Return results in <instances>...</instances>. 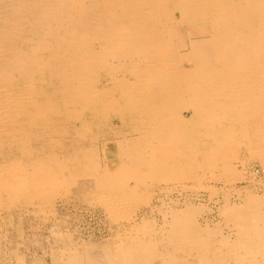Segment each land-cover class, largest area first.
Wrapping results in <instances>:
<instances>
[{"label": "bare ground", "instance_id": "bare-ground-1", "mask_svg": "<svg viewBox=\"0 0 264 264\" xmlns=\"http://www.w3.org/2000/svg\"><path fill=\"white\" fill-rule=\"evenodd\" d=\"M2 4L0 83L8 89L17 74L27 89L19 113L11 110L15 102L10 94L1 92L7 117L1 121L0 139L31 164L15 159L0 166V198L46 203L72 189V180L63 184L58 179L57 170L64 171V165L55 154L42 155L29 146L33 138L28 129L48 120L53 124L41 127L54 134L52 139L39 134L35 139L50 140L52 151L71 143L92 145L101 139L95 131L115 120L114 161L99 171L92 148H78L71 157L72 178L85 168L83 178L93 181V194L100 197L96 207L112 223L124 217L131 221L132 214L123 215L105 193L148 204V190L161 184L200 183L207 175L216 184H230L238 179L233 164L241 150L264 167V0ZM24 44L31 51L23 52ZM42 80L49 89L37 86ZM58 120L75 126L69 130L71 125L67 129ZM241 203L226 208L237 236L224 240L226 247L237 250L235 264H264V196L249 194ZM198 210L192 204L180 212L165 210L159 237L147 239L155 229L143 221L112 243L91 247L99 253L73 254L63 264H189L181 256L182 244L217 235V230L199 228Z\"/></svg>", "mask_w": 264, "mask_h": 264}, {"label": "rangeland", "instance_id": "rangeland-1", "mask_svg": "<svg viewBox=\"0 0 264 264\" xmlns=\"http://www.w3.org/2000/svg\"><path fill=\"white\" fill-rule=\"evenodd\" d=\"M2 3L3 0H0V16L4 17L6 13L3 12L5 7ZM26 38L27 36H25V39ZM24 45L26 50H23V52L31 51V46L29 44ZM2 54H4V52L0 51V60L4 58L5 54ZM14 76V81L8 89L3 88L0 83V97L5 93L10 94L15 102L11 110L17 111L20 109V105H18L19 102H22V92L25 91L27 87L23 80L18 78L17 74ZM100 76L103 81H105L103 83H106L105 74L100 73ZM42 83L43 80L41 83H37V86L41 87L40 89H49L45 83ZM23 94L25 93L23 92ZM6 115L7 114L3 113L0 105V124L2 123L1 121L7 117ZM18 116L19 123H21L23 116ZM55 122L60 123V126L64 124L63 126L67 129L71 125L69 130L75 126L73 123L68 124L63 120ZM114 122L115 120L111 119L110 123L108 122L109 126L101 128L100 131H95L96 136L100 135V141L98 140L92 144L93 146L90 144L89 146H83L86 149L92 148L95 152L93 164L99 171L103 170L107 162L114 161L113 154L116 149L113 144V141H115L113 139V133L115 132L112 131L114 128H112L111 125ZM50 123L53 124L51 120L40 122L38 126L28 129L33 138L29 146L36 149V151L42 152V155L48 156L55 154L56 160L64 165V171L57 170L59 181L61 179L60 182L63 181V184L66 182H73V187L69 192H62L60 196L49 200L50 202L46 201V203L45 200H35V202L33 201L30 203L25 200L13 202L5 196L0 198V264H63L64 261L67 260L66 258L72 257L73 254L80 255L84 253L85 255L87 252L96 254L98 251L91 248L92 246L101 247L105 244H110L116 237L120 235L125 236L126 233L131 232L135 225L138 226L142 224L143 221H150V224H153L155 229V233H150L145 237H147V239L153 237L157 238L161 235V227L165 225L164 219L167 217L165 212L170 209L180 212L184 210L188 204H192L199 209L197 212V224L200 226L199 228L217 230V235H215V237H205L203 239L193 237L192 240L182 244L183 249L180 251L183 253L181 256L186 259L185 262L189 264H199L200 261H202V263H214L224 260L225 264H235L237 250L235 253L231 252L232 250L229 251L226 247L228 242L225 241L227 238L231 241L236 240V227L235 224L227 218L225 212L228 206L240 207L242 204L241 202L249 194L258 197L264 196V171L262 170L264 167L260 163V160L251 157L248 152L241 150L240 159H237L238 161L233 164L238 173L237 181L230 182V184H225L224 182H217L216 184L215 181L213 182V180H211L210 175H207L204 179L200 180V183L198 181L194 182V180H187L180 184H161L153 188L150 187L148 190V193L150 195L152 194V198L148 204H136V201L133 202V200L126 198V200H129L126 201L127 204L122 197L119 196L117 200L118 195L105 193V196L107 195V201L119 204V207L125 211L123 215L127 213L132 214L130 218L131 221L127 220V217H124L123 220H120L118 223H112L102 209L96 207L98 206L97 203L100 197L97 194H93L96 193L95 190L93 191V181L83 178L86 173L84 171L85 168L80 167L81 172L75 174V176L80 175V177H77L78 179L76 178L77 180L72 178L74 177V174H71L72 154L77 151L78 148L80 150L83 147L80 144L71 143L64 146L63 150L52 151L47 145L50 140L44 141L41 139V141H36L37 139H35V136H37V134L48 135L46 139H52L51 136L54 134L51 132L46 133L41 127L42 125L50 126ZM2 127L5 129V126L1 124L0 132L3 131ZM0 140V166L8 164L15 159L19 161L23 159L15 148L10 147L7 149V142H3V137H1ZM68 149H70V151ZM104 150L107 153V158L104 156ZM23 160L24 165L31 164L29 163L31 162L30 158ZM40 160L42 161V159ZM78 163L85 165V163L81 161ZM72 171L75 173L73 169ZM62 175H65L63 176L64 178ZM65 178L69 179V181ZM73 179H75L76 182ZM90 195L91 197H89ZM113 195L116 197H112ZM110 198L113 202L110 201ZM121 200L122 202L124 201L123 203L126 205H124ZM139 236L141 237L142 235ZM230 245L234 244L231 242ZM235 246L237 245L235 244Z\"/></svg>", "mask_w": 264, "mask_h": 264}]
</instances>
